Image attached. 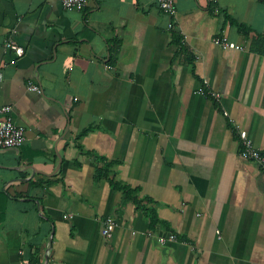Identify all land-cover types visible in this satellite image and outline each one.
I'll return each mask as SVG.
<instances>
[{
	"label": "crops",
	"instance_id": "0c3cea01",
	"mask_svg": "<svg viewBox=\"0 0 264 264\" xmlns=\"http://www.w3.org/2000/svg\"><path fill=\"white\" fill-rule=\"evenodd\" d=\"M220 34L244 48L215 44ZM259 36L264 0H176L173 17L158 0H0V109L26 132L0 149V264H264V167L241 156L224 114L264 153ZM99 156L156 202L155 231L110 178L96 180Z\"/></svg>",
	"mask_w": 264,
	"mask_h": 264
},
{
	"label": "built area",
	"instance_id": "2783aa9c",
	"mask_svg": "<svg viewBox=\"0 0 264 264\" xmlns=\"http://www.w3.org/2000/svg\"><path fill=\"white\" fill-rule=\"evenodd\" d=\"M62 4L66 9L82 10L88 6L89 0H62ZM158 5L165 14L172 17L175 15L176 0H158ZM173 27L174 21H171L169 23V28L172 29ZM213 42L224 48L237 50L244 48L243 46L229 40L227 36L221 34L214 37ZM5 47L10 51H14L18 56H23L25 52L24 47L19 45L12 38L6 41ZM3 76V71L0 69V81L3 79ZM205 84L207 88L201 85L200 92L204 95H211L215 99L219 100L220 94L209 89L206 82ZM30 88L37 92H42V89L38 85L32 84L30 85ZM10 112V106H4L0 109V149L19 148L26 140L25 130L23 127L15 123L13 118L10 116ZM224 114L229 117V122L238 135L241 156L264 167V153L261 149L255 145L253 139L248 135V132L241 127V125L234 118H232L228 112H225ZM114 227L115 222L112 219H106L103 225V234L110 237ZM168 239L174 240L176 239V235L174 233H170L168 236H160L159 242L163 244Z\"/></svg>",
	"mask_w": 264,
	"mask_h": 264
},
{
	"label": "trees",
	"instance_id": "16d2710c",
	"mask_svg": "<svg viewBox=\"0 0 264 264\" xmlns=\"http://www.w3.org/2000/svg\"><path fill=\"white\" fill-rule=\"evenodd\" d=\"M225 19L229 21L231 24L237 26L240 32L244 34L250 33L251 29L249 26H247L244 23L238 22V20L235 19L230 14L226 13ZM172 35H173V42L179 46L180 50L182 52L188 53L189 50L185 46L183 36L175 29L172 30ZM120 44H121L120 41H117L116 44H111V49H113V52H117L118 48L120 47ZM253 48L259 52L264 51V36L263 37L259 36L258 38L254 39ZM191 57H192V60L194 61L195 56L191 54ZM109 62L110 63L115 62L114 55H111ZM191 63L193 64L194 62L191 61ZM192 68L194 69V65H192ZM202 85L203 87H206V84L204 81L202 82ZM206 96L215 99L211 95H206ZM215 100L218 101L217 99ZM88 132H89V129L83 130L81 133L77 135V139H80L83 135L87 134ZM78 147L80 149L83 148L80 143H78ZM97 162L99 164L96 168V175H95L96 180H99L101 178H110V167L113 165V163L111 161H107V159L104 158L103 156L97 157ZM110 182L115 189L122 191L126 199L132 201L136 205L138 210L142 211V213L150 221V229L155 231L157 228V225L163 222L158 215L157 208L155 207L156 202L148 196L139 197V195L137 194L138 189L125 185L113 178H110Z\"/></svg>",
	"mask_w": 264,
	"mask_h": 264
}]
</instances>
